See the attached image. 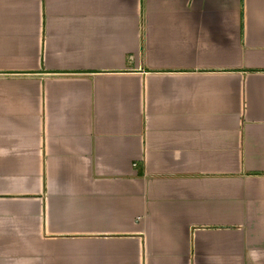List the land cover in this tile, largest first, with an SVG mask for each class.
Listing matches in <instances>:
<instances>
[{
  "label": "crops",
  "instance_id": "1",
  "mask_svg": "<svg viewBox=\"0 0 264 264\" xmlns=\"http://www.w3.org/2000/svg\"><path fill=\"white\" fill-rule=\"evenodd\" d=\"M0 264H264V0H0Z\"/></svg>",
  "mask_w": 264,
  "mask_h": 264
}]
</instances>
